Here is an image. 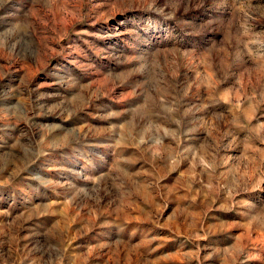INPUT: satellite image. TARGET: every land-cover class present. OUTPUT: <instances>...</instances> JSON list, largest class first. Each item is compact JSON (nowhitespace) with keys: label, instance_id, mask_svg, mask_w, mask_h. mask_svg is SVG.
I'll use <instances>...</instances> for the list:
<instances>
[{"label":"rangeland","instance_id":"1","mask_svg":"<svg viewBox=\"0 0 264 264\" xmlns=\"http://www.w3.org/2000/svg\"><path fill=\"white\" fill-rule=\"evenodd\" d=\"M0 264H264V0H0Z\"/></svg>","mask_w":264,"mask_h":264}]
</instances>
